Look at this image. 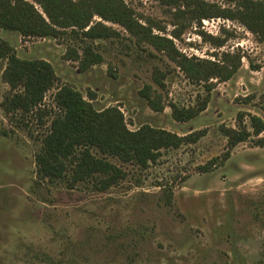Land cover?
I'll return each instance as SVG.
<instances>
[{
    "label": "rangeland",
    "instance_id": "1",
    "mask_svg": "<svg viewBox=\"0 0 264 264\" xmlns=\"http://www.w3.org/2000/svg\"><path fill=\"white\" fill-rule=\"evenodd\" d=\"M202 1L234 9L232 0ZM122 2L141 26L169 39L174 51H158L97 16L90 26L102 23L117 36L90 39L68 30L57 39L34 38L0 29V42L19 59L49 63L57 77L54 88L70 86L86 101L92 93L89 103L98 112L117 109L130 132L148 126L179 137L203 136L161 150L146 168L107 157L125 177L100 191L90 181L39 178L34 157L51 115L40 123L34 113L6 117L0 109V264H261L264 132L228 149L220 128L236 129L240 113L246 124L247 115L264 121V46L225 16L190 24L181 17L175 24V9L158 0ZM85 47L102 61L82 70ZM72 51L79 59L71 58ZM224 54L241 57L225 82H192L177 64L182 58L219 63ZM5 65L1 59L0 103L9 91L2 80ZM157 71L161 85L153 80ZM146 86L160 99L161 112L141 97ZM54 88L44 100L53 110ZM206 97V109L195 118H172L169 104L198 108Z\"/></svg>",
    "mask_w": 264,
    "mask_h": 264
},
{
    "label": "trees",
    "instance_id": "2",
    "mask_svg": "<svg viewBox=\"0 0 264 264\" xmlns=\"http://www.w3.org/2000/svg\"><path fill=\"white\" fill-rule=\"evenodd\" d=\"M0 0V29L16 31L23 37L60 38L69 30L79 31L90 39H105L117 36V33L102 23L90 26L93 16L124 28L138 41L150 43L158 51L173 50L169 39L155 36L150 29L141 26L132 16L122 0ZM160 4L172 7L175 24L178 18L185 17L188 24L202 19L225 16L238 21L257 41L264 46V0H232L234 9L222 11L215 5L202 0H158ZM37 6L40 12L36 9ZM224 12L226 15H224ZM72 59H79L72 51ZM80 64L82 70L102 61L99 54L90 47L83 50ZM6 65L2 80L9 91L0 103V109L6 117L15 113L36 116L41 119L50 116L47 133L41 139V145L34 161L37 176L43 180H69L72 184L93 182L98 190L105 191L125 177L124 171L108 161L107 157L124 163H135L146 168L157 160L161 150L177 149L183 144H194L203 133H191L179 137L175 134L142 127L135 132L127 130L121 113L115 108L96 111L89 101H94L92 93L86 101L82 95L63 85L55 87L57 77L51 65L42 60H22L6 43L0 42V60ZM239 55L224 54L221 62L192 61L179 59L177 64L192 82L210 85L211 80L225 82L239 69ZM160 73L153 74V80L161 85ZM55 89L52 98L54 110L44 105L46 94ZM210 91V87H207ZM151 87L140 91L147 106L154 112H161L164 106L159 98L152 97ZM208 97L198 108H180L169 104L172 118L177 122H188L206 109ZM237 117V128H220L227 139V148L258 137L264 132V121L256 116ZM262 146L263 142L259 141ZM228 153L224 155L226 159ZM215 159L210 162L213 164ZM203 170L206 167L202 168ZM264 264V260L261 262Z\"/></svg>",
    "mask_w": 264,
    "mask_h": 264
}]
</instances>
